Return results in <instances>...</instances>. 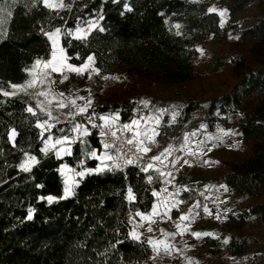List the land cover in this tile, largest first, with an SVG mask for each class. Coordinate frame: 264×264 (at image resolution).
Wrapping results in <instances>:
<instances>
[{
	"label": "trees",
	"instance_id": "obj_1",
	"mask_svg": "<svg viewBox=\"0 0 264 264\" xmlns=\"http://www.w3.org/2000/svg\"><path fill=\"white\" fill-rule=\"evenodd\" d=\"M132 7L123 11V3ZM70 7L53 12L42 6L32 7L29 0H8V10L13 13L10 22L0 26L7 29V36H0V81L23 84L30 77L23 71L37 58L50 53V43L40 29L62 32L77 27V18L89 20L103 15L100 26L105 31L93 30L85 41L62 36L61 45L66 49L69 61L82 63L75 57L94 53L100 71L120 68L124 73H140L161 78L169 85H185L196 78L190 57L195 52L199 38L220 42L228 29L242 41L241 51L231 56L228 88L212 99L190 96L181 100L164 99L144 93L121 99L104 100L89 109L96 116L117 112L120 124H128L141 114L157 108L179 109L177 128L199 116L207 128L220 123V116L228 120L239 115L237 129L251 146L240 161L223 160V170L214 183L223 184L239 199L254 198L242 212L228 213L221 230L231 232L224 249L236 255L247 251L256 237L241 233L247 215L259 213L264 224V0H227L230 13L249 5L258 7L255 20L244 28L234 24L221 27L217 13H208L202 0H65ZM164 13V15H160ZM7 20L8 18L5 17ZM169 20V24L164 23ZM183 27V35H175L172 24ZM83 25V24H81ZM71 41V43H69ZM10 90V89H8ZM6 98L0 97V100ZM148 99L152 103L144 108L138 103ZM25 101L18 95L11 102L0 104V264H160L147 243L127 239L131 223L129 210L148 211L155 201L152 190L159 189L162 178L151 171L140 172L139 167L127 166L122 170L86 175L75 187V195L49 204L40 199L63 194L64 179L59 170L62 164L71 169L96 168L98 160L89 159L85 153L102 149L98 140L101 127L87 123V115L79 116V123L86 124L90 135L72 144V155L58 159L55 152L44 155L40 149V129L34 127L36 117L24 111ZM167 113L163 119H167ZM62 122L56 125L52 134ZM15 126L21 133L16 147L7 140L6 129ZM64 134H66L64 132ZM69 136H75L69 130ZM127 136V135H126ZM36 157L39 163L31 172L18 167L27 157ZM147 175L153 183H147ZM76 179H79L78 177ZM43 185L38 188L36 185ZM131 185L137 194V202L125 200L127 187ZM193 192L182 194L181 204L191 201ZM34 209L33 218L26 219L28 209ZM124 241L123 244L116 242ZM214 243L215 239L209 240ZM116 244V247H112ZM155 257V259H150ZM247 264H264V252H257Z\"/></svg>",
	"mask_w": 264,
	"mask_h": 264
},
{
	"label": "rangeland",
	"instance_id": "obj_2",
	"mask_svg": "<svg viewBox=\"0 0 264 264\" xmlns=\"http://www.w3.org/2000/svg\"><path fill=\"white\" fill-rule=\"evenodd\" d=\"M202 1L206 2L207 8L215 6L218 10L227 9L225 7L227 0ZM257 11L258 7L256 5H249L245 9L234 13H230L227 10L223 17L226 21L224 27H228L229 24H234L237 28H244L255 20ZM217 14L220 24L221 17L218 12ZM80 26L86 27L84 24ZM75 28L73 30H75ZM197 48L203 49L204 54L201 55L200 52L196 51ZM241 48L242 41L237 38L234 31L229 29L224 39L220 42L212 41L210 37L207 39L199 38L195 43V52L190 57V61L194 70L198 73V76L189 80L185 85H169L161 78L145 76L140 73H124L120 68L111 70L106 68L100 71V75L97 76L94 74L92 79H88L87 75L78 76L75 73H68L69 79L63 84L57 83L54 87L55 91L65 93L67 98H73L75 96L90 98V108H93L96 104L104 100L121 99L141 93L164 99H174L178 97L181 100H185L192 96L201 100H209L228 88L230 79L227 71L232 64L231 56L240 52ZM48 56L45 57V59H47ZM68 62L75 64L70 61ZM53 78L58 81L62 77L54 73ZM19 95L23 96L25 103H34V98L25 96L23 93ZM83 103V101L77 100L78 105H82ZM172 111L179 113V109L173 108L167 113L166 120L163 119L164 115L161 117V124L158 129L161 134L156 137V145H149L151 148V151L148 153L149 156L157 155L159 151L163 150V148L168 145H172L176 149L173 156L168 157L163 165L156 161L158 163V165H156L157 168H160L165 173H171L170 176L165 175L161 177L159 173L156 172V174L162 178V185L157 191L167 188L169 193L175 194L177 201L182 200V194L184 192H193V197H191V201L187 202L184 206L180 204L178 209H173L171 211V220L164 218L163 222H161L158 218L157 222L152 225L154 229L153 232L147 231V222H140L139 226L131 223L130 231L136 227V231L138 233H143L145 238L151 236L153 239H167L175 245V248L171 250L170 254L162 251L161 254L157 256L155 253L156 257L159 258L160 264H247L255 253L264 252V224L260 222L259 217L257 215L248 216L246 223L241 228V233L253 234L256 237V240L250 244L247 251L244 253L236 255L226 253L224 249L225 243L223 241L234 231L224 232L220 227L225 221L228 213L247 209L249 204L255 199H239L234 197L231 190L227 189L226 191L225 188L213 181L223 170V160L227 159L240 162L251 146V142L244 140L238 132L237 122L240 117L238 115L228 120L224 116H220L222 122L216 123L212 128H207L202 119L196 116L192 121L187 122L182 128L178 129L177 121L179 115L176 116L174 123H169L172 118ZM154 114H156V112L151 110L149 113L141 114L134 119H139L140 117L147 118ZM117 115V112H109L101 116L110 117ZM62 122L65 121L62 119ZM75 123H79V116L75 117ZM115 123H119L118 119ZM84 125L86 126V124ZM201 125L205 127L202 128ZM153 126L154 121H150L148 124L141 122L140 128L142 130L151 129ZM72 127V122H69V126L66 124L60 125L58 129H65L66 134L61 133L57 129L53 134L54 139L68 135L67 133L69 130L72 131ZM228 130H231L232 134L224 135ZM191 132H196V135L191 137L188 147L194 152H198L199 154L197 155H189L188 148H185L183 151L180 150L181 145L184 143L185 133ZM125 133L127 135L126 137L130 138L131 133ZM74 135H76V133H74ZM208 137H213V139H208ZM215 137H220V139L216 140L214 139ZM54 139L49 143L54 142ZM201 141H204V143L200 144ZM209 148L211 149L210 151L208 150ZM104 151L106 150L102 147L98 152ZM180 155H183L184 158L178 166L173 167V163H170V161L173 157L177 159ZM185 160H187L188 163H184ZM205 161H207V163H205ZM64 165L65 164H62L60 166L59 171L64 181L68 180L69 183H72L77 177L74 176V172L64 169ZM165 165H167V167H165ZM68 169L71 168L68 167ZM185 189H188V191H185ZM165 197L171 200V197L167 196V194H165ZM156 199L155 197L154 202H156ZM209 199L213 200V205H207L206 201ZM197 201L200 202V207L193 209V211L189 213V209L192 208ZM205 205L211 211V215L203 210ZM150 210L143 212H149ZM135 211L136 210L128 211V219L130 214H134ZM161 212H163V209H161ZM181 213L189 214V220L180 221L179 217ZM197 213L199 214L197 215ZM218 215L220 217L219 219H217ZM139 219V217L136 218L138 222ZM175 223L181 224V230H183L185 224L188 225V230L184 232V235H177L173 239L161 233V229L165 230V233L176 232ZM193 232L211 233L212 235H204L200 238H196L191 234ZM212 238L215 239L214 243L209 241ZM176 249H179V251H176Z\"/></svg>",
	"mask_w": 264,
	"mask_h": 264
},
{
	"label": "snow or ice",
	"instance_id": "obj_3",
	"mask_svg": "<svg viewBox=\"0 0 264 264\" xmlns=\"http://www.w3.org/2000/svg\"><path fill=\"white\" fill-rule=\"evenodd\" d=\"M8 0H0V26H3L5 23L10 22V18H12L13 13L8 10L7 7ZM18 0H11V3H17ZM114 4H120L121 0H111ZM29 3L32 7L42 6L43 8L49 9L53 12H59L60 9L70 7L69 4L65 3V0H29ZM133 9L129 3H123V11L120 13L124 15L125 12H131ZM208 13H219L221 17L220 26L223 27L226 21L223 19L227 9L218 10L215 6L208 8ZM160 15H164V13H160ZM5 17L8 19L6 20ZM104 16L101 14L98 17L82 20L81 18H77V27L75 30L68 29L64 32L61 31L60 28H56L54 31H46L43 28L40 29L41 34L47 38L50 43L51 51L47 59L45 58H37L33 61L30 67H26L23 69L25 73L28 74L30 79L26 80L23 84L12 83L11 81L7 82V85L0 81V97H4L6 99L0 100V104L11 102V100L17 97L20 93H23L25 96L30 98H34V103H25L24 111L30 114L32 117H36L34 127L40 129L39 136L41 142L44 144V147L40 149V151L44 155H48L50 152H55V155L58 159L63 158L64 156H71L72 153V144L79 141L80 143H85L83 137L90 135L88 127L81 123H75V117L87 115V123L91 124L92 127H101L104 129H110L113 124H115L116 120L119 118L117 116H101L98 119L103 121L102 125H97L93 122V117L96 116L95 111L93 110L89 114V109L91 107V99L83 96H75L73 98H67L65 93L55 91V85L57 83L63 84L66 80L69 79L68 73H75L78 76L87 75L88 79H92L93 75H100V69L97 66L96 56L94 53L87 55V57H81L79 54L75 57L78 60H82V63L79 65L71 64L68 61L72 59V57L68 56L66 49L60 44V38L62 36L72 37L74 40L85 41L89 38V35L93 30H98L100 32L105 31L103 27L100 26L99 21L103 20ZM164 23L166 25L169 24V20H165ZM84 24L86 27H81L80 25ZM182 25L179 23L172 24L171 28L176 29L175 35L181 36L183 32L181 31ZM0 36H7V29H3L0 31ZM231 38V36H230ZM71 43V41H69ZM196 51L200 52L201 55L204 54V50L201 48H197ZM57 73L62 78L60 80H55L53 78V74ZM10 89V90H8ZM31 90V91H30ZM43 98V99H41ZM77 100L83 101L82 105L77 104ZM140 105L144 108H148L152 103L148 99H141L138 101ZM75 109V110H74ZM66 110V111H65ZM156 114L150 117H140L139 119H133L129 124H124L122 129L119 131L121 133L128 132L131 133L130 138H125L123 143L132 146L136 149V159L130 157L127 153L123 151V148H116V144H109L107 142L102 141V147L106 151L98 152L97 150H92L91 152L85 153V155L89 159H95L100 161L96 168H87L84 167L85 161L81 159L79 161V165L82 166L81 170L77 171L75 169H68L67 165H64L63 168L74 172V176L79 179H74L72 183H69L68 180L64 181L63 194L59 197L55 196H47L41 197L42 200H47L49 204L53 203L56 200L68 199L75 195V187L79 185V181L82 180L86 175L92 174H102L109 171H117L122 170L123 166L138 164L140 161H144L147 154L151 151L149 145L156 143V137L161 133L158 130L161 124V117L165 115V113L169 112V109L166 108H157L155 110ZM179 113L176 111H172L171 113V121L169 123H174L176 120V116ZM46 117V118H41ZM64 121L72 122V132L76 133L75 136L64 135L62 138L53 137L52 130L56 128V125ZM150 121H154V126L151 129L140 128L141 122L144 124H148ZM201 127H205L201 125ZM61 133L65 132V129H58ZM199 131V130H197ZM5 133H0V138L3 137ZM20 132L15 126H10L6 129V135L8 142L12 145V147H16L17 145V137L20 136ZM101 136H107L108 131H102ZM232 134L231 130H228L224 133V135ZM196 132L185 133L184 143L181 145L180 150L183 151L185 148H188L189 155H197L198 152H194L191 148L188 147L189 141L191 137H194ZM111 136L117 137V131H111ZM49 143L50 141H53ZM208 139H213V137H208ZM214 139L219 140L220 137H215ZM204 141H201L200 144H203ZM199 147V146H198ZM211 150L210 148L208 149ZM176 149L172 145H168L163 148L158 155L151 156L148 158V162L146 164H139V170L143 173H149L150 170L159 173L161 177L165 175L170 176L171 173H165L160 168H157L152 161H157L160 164H164V161L168 159V157H172L173 153ZM115 152L114 156L112 153ZM27 157L18 167L23 172H31L33 166L39 163V160L31 156L29 153H25ZM123 160V165L119 162ZM176 158L170 161V163H175ZM184 163H188L187 160ZM207 163V161H205ZM167 167V165H165ZM59 171V170H58ZM147 183H153V176L147 175L146 177ZM170 182V181H167ZM38 188L43 187V185H36ZM221 187L225 188L226 186L221 185ZM188 191V189H185ZM165 194L171 197V200L166 199ZM151 195L156 197V202L153 203L152 208L149 212H143L137 209L134 214H130L129 223H133L136 226H139L140 222H147L148 232H153L154 229L152 225L157 222L159 218L161 222H163L164 218L171 220V211L173 209H178L179 205L183 203V201H177L175 198V194L169 193L167 188H163L159 191L153 189ZM137 194L134 192L133 187L129 185L127 187V192L125 194V200L129 204H135L137 202ZM200 207V202L197 201L196 204L189 209V213L193 211L195 208ZM163 209V212H161ZM206 213L211 215V211L204 206L203 209ZM34 209L29 208L27 212L26 219L31 220L33 218ZM199 213H197L198 215ZM139 217V222L136 218ZM219 215L217 219H219ZM180 221L189 220V214L181 213L179 217ZM175 227L177 229L176 232H167L161 229V233L165 234L167 237L175 238L177 235H184V232L188 230V225L185 224L183 230H181V224L175 223ZM194 237L200 238L204 235H212L211 233H191ZM127 239L132 240L134 242L139 243H147L153 250L156 255H160L161 252L169 253L172 249L175 248V245L171 243V241L167 239H153L151 236L145 238L143 233H138L136 231V227L133 228L132 231L128 233ZM225 244L229 242V238H225L223 241ZM124 241L118 240L116 244H123ZM116 244H113L112 247H116ZM179 251V249H176ZM150 259H155V257H150Z\"/></svg>",
	"mask_w": 264,
	"mask_h": 264
},
{
	"label": "built area",
	"instance_id": "obj_4",
	"mask_svg": "<svg viewBox=\"0 0 264 264\" xmlns=\"http://www.w3.org/2000/svg\"><path fill=\"white\" fill-rule=\"evenodd\" d=\"M123 125H124V124H119V123L117 124V123H115V124H113V125L111 126L110 129H104V128H101V129H100V132H99V134H98V140H99V143L101 144V146H102V141H103V142H107V143H109V144L115 143L117 149H120V148L122 147V148H123V151H124L125 153H127V154H128L130 157H132L133 159H136V155H137V153H136V149H135L134 147H132V146H129V145L123 143V141L125 140V138H127L125 132L121 133V132L119 131L120 129H122ZM102 131H108L109 134H108L107 136H101L100 133H101ZM111 131H117V137H113V136H111ZM152 145H156V143H155V144H152ZM161 151H163V150H161ZM161 151H159V153H160ZM159 153H158V154H159ZM112 154H113L114 156L116 155L115 152H113ZM158 154H157V155H158ZM149 157H151V156H149V154H147V157H145L144 161H140V162H138V164L127 165V166L139 167V164H146V163L148 162V158H149ZM183 158H184L183 155L178 156V158L175 160V163H174L172 166H173V167L178 166L179 163L181 162V160H182ZM119 162L123 165V160H122V159H121ZM152 163H154L155 165H158V163H157L156 161H152ZM127 166H123L122 169H124V168L127 167ZM206 203H207V205H213V200L209 199V200L206 201ZM240 212L244 213L242 210H240ZM246 215H247V217L250 216V215H257V216L259 217V219H260V214H259V213H251V214H246ZM260 222H261V219H260ZM261 223H262V222H261ZM262 224H263V223H262Z\"/></svg>",
	"mask_w": 264,
	"mask_h": 264
},
{
	"label": "crops",
	"instance_id": "obj_5",
	"mask_svg": "<svg viewBox=\"0 0 264 264\" xmlns=\"http://www.w3.org/2000/svg\"><path fill=\"white\" fill-rule=\"evenodd\" d=\"M220 186L223 185V184H219ZM225 186V185H224ZM227 188V187H226ZM230 213H234V212H230Z\"/></svg>",
	"mask_w": 264,
	"mask_h": 264
}]
</instances>
